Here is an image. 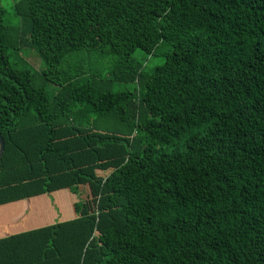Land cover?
<instances>
[{"label":"trees","instance_id":"trees-1","mask_svg":"<svg viewBox=\"0 0 264 264\" xmlns=\"http://www.w3.org/2000/svg\"><path fill=\"white\" fill-rule=\"evenodd\" d=\"M14 8L9 25L0 0V167L73 166V153L110 144L126 160L97 212L0 237V264H264V0ZM163 47L151 72L133 56ZM26 50L47 68L25 67Z\"/></svg>","mask_w":264,"mask_h":264},{"label":"crops","instance_id":"crops-1","mask_svg":"<svg viewBox=\"0 0 264 264\" xmlns=\"http://www.w3.org/2000/svg\"><path fill=\"white\" fill-rule=\"evenodd\" d=\"M113 151L110 153V148ZM73 166L64 158L24 160L0 167V190H18L19 198L0 203V237L94 213L108 194L104 179L126 160L124 144H110L72 154Z\"/></svg>","mask_w":264,"mask_h":264},{"label":"rangeland","instance_id":"rangeland-1","mask_svg":"<svg viewBox=\"0 0 264 264\" xmlns=\"http://www.w3.org/2000/svg\"><path fill=\"white\" fill-rule=\"evenodd\" d=\"M19 0H2V5L5 9V20L6 23L9 25H18L20 23V18L17 15L14 5ZM167 48L163 47L159 54L157 56H150L145 54L143 51L137 50L134 53V58L140 62H142L145 65V68L147 71H153L158 65H161L164 63L165 55ZM19 56L23 57L25 59V62L23 63L25 67L30 69H36L39 71L45 70L47 68L46 63L42 59V57L35 51H23L19 54ZM90 62H94L95 66L98 68L100 73L103 76H106L109 74V59L106 58L105 60H96L95 58H92L89 60ZM55 86L49 85V90L51 91V95L53 92H55ZM138 87L137 83H115L114 85V91H135ZM113 151V148L111 147L109 152L111 153Z\"/></svg>","mask_w":264,"mask_h":264},{"label":"water","instance_id":"water-1","mask_svg":"<svg viewBox=\"0 0 264 264\" xmlns=\"http://www.w3.org/2000/svg\"><path fill=\"white\" fill-rule=\"evenodd\" d=\"M5 149H6L5 139L2 136L1 131H0V158L4 154Z\"/></svg>","mask_w":264,"mask_h":264}]
</instances>
